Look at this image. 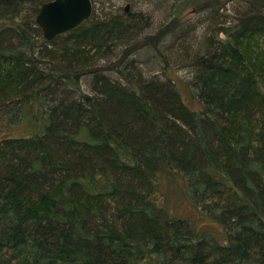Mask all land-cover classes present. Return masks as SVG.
I'll use <instances>...</instances> for the list:
<instances>
[{
  "label": "trees",
  "instance_id": "trees-1",
  "mask_svg": "<svg viewBox=\"0 0 264 264\" xmlns=\"http://www.w3.org/2000/svg\"><path fill=\"white\" fill-rule=\"evenodd\" d=\"M50 1L0 0V264H264V0L212 21L186 80L160 47L226 1L47 42ZM144 48L161 74L129 59Z\"/></svg>",
  "mask_w": 264,
  "mask_h": 264
},
{
  "label": "rangeland",
  "instance_id": "rangeland-1",
  "mask_svg": "<svg viewBox=\"0 0 264 264\" xmlns=\"http://www.w3.org/2000/svg\"><path fill=\"white\" fill-rule=\"evenodd\" d=\"M179 0H94V13L101 20L115 15H123L126 8L133 14L141 13L142 17L148 23L146 35L156 34L162 25L169 23L173 19V11ZM227 2V9L222 10L220 16L210 13H196L189 10L184 13L180 19L181 27L170 34L160 47L163 57H165L172 67L173 74L181 77L183 80L188 79L190 71L188 67V57L198 52L209 34V28L214 22L229 21L235 15V10L239 7L238 2L241 0H224ZM123 49V48H122ZM120 49V51L122 50ZM162 56L150 48H144L130 56L139 69L143 72V77L161 74L160 63ZM110 59L108 62H113ZM161 65V66H159ZM131 66V65H130ZM160 67V68H159ZM160 70V71H157Z\"/></svg>",
  "mask_w": 264,
  "mask_h": 264
},
{
  "label": "water",
  "instance_id": "water-1",
  "mask_svg": "<svg viewBox=\"0 0 264 264\" xmlns=\"http://www.w3.org/2000/svg\"><path fill=\"white\" fill-rule=\"evenodd\" d=\"M93 14L92 0H53L41 8L36 24L42 31L44 40L53 42L84 25Z\"/></svg>",
  "mask_w": 264,
  "mask_h": 264
}]
</instances>
